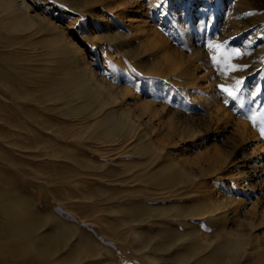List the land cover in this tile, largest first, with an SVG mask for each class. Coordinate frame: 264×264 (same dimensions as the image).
Wrapping results in <instances>:
<instances>
[{
    "label": "rangeland",
    "instance_id": "obj_1",
    "mask_svg": "<svg viewBox=\"0 0 264 264\" xmlns=\"http://www.w3.org/2000/svg\"><path fill=\"white\" fill-rule=\"evenodd\" d=\"M25 2L0 0V264H245L264 0Z\"/></svg>",
    "mask_w": 264,
    "mask_h": 264
},
{
    "label": "bare ground",
    "instance_id": "obj_2",
    "mask_svg": "<svg viewBox=\"0 0 264 264\" xmlns=\"http://www.w3.org/2000/svg\"><path fill=\"white\" fill-rule=\"evenodd\" d=\"M10 1L11 3V6L13 7H18L19 10H23L25 12L28 11V6L25 2V0H8ZM135 2V1H134ZM28 13V12H27ZM73 52L74 53H77L78 52V49L76 48H73ZM84 71L86 72V74L90 75L91 74V71L89 69L88 66L85 65V69ZM255 150V149H254ZM258 153V152H257ZM264 154V152H263ZM263 160V162H259L258 163H253V161H250L248 158H243L241 161H240V168L242 169L243 171V175L244 177H246V174L249 172V173H252V175H250L249 177H254L252 178L253 180L255 179H259V173H263L264 175V157L263 158H260L259 160ZM260 163V164H259ZM259 169V170H258ZM237 179H242L240 177H237ZM257 179V180H258ZM252 185V184H251ZM226 189V188H224ZM223 189V190H224ZM263 213V212H262ZM8 214V213H6ZM10 216V218H9ZM219 216V217H217ZM7 218V217H6ZM208 218L211 222H214L213 224H219L221 222H228L229 221V214L227 212H224V213H220V215H218V213H216L215 211H210L208 213ZM8 219L9 221L7 222H4L1 224L0 226V230L3 231V232H6V231H9L11 229H13L18 223H20L22 221V218L20 217V215L17 213V212H12L10 215H8ZM220 220V222L218 221ZM223 226V225H222ZM218 227V226H217ZM221 227V226H220ZM54 233V232H53ZM58 232L55 234H50L48 236V240L50 242H56V240L58 238H60L58 236ZM62 234V233H61ZM61 234H59L61 236ZM58 241V240H57ZM256 242H254L251 246H250V252L247 254V257L246 259L250 256V258L248 259V261H245L246 263L245 264H255L256 263V257H257V254H264V244L261 245L259 244V239L258 240H255Z\"/></svg>",
    "mask_w": 264,
    "mask_h": 264
},
{
    "label": "snow or ice",
    "instance_id": "obj_3",
    "mask_svg": "<svg viewBox=\"0 0 264 264\" xmlns=\"http://www.w3.org/2000/svg\"><path fill=\"white\" fill-rule=\"evenodd\" d=\"M224 91L228 92V89H224ZM229 95H233V93L229 92ZM253 119V123H255V119L254 118H250ZM262 134H264V128L261 129Z\"/></svg>",
    "mask_w": 264,
    "mask_h": 264
}]
</instances>
